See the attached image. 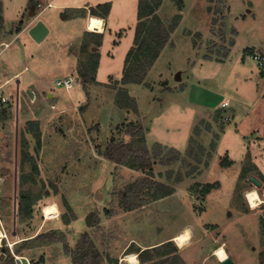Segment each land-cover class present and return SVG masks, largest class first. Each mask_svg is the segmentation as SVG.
Here are the masks:
<instances>
[{"label": "rangeland", "instance_id": "374dc122", "mask_svg": "<svg viewBox=\"0 0 264 264\" xmlns=\"http://www.w3.org/2000/svg\"><path fill=\"white\" fill-rule=\"evenodd\" d=\"M2 1L13 37L34 22L32 10L46 9L50 34L38 44L25 33L0 48V70L9 64L0 84L28 67L0 91V264L11 257L74 264L86 235L102 264H128L127 254L173 241L184 228L191 241L185 248L173 241L178 264H221L220 246L232 264H260L264 204L253 208L246 193L257 189L252 178L264 193V67L250 59L264 55V0H53L50 8L52 0ZM63 5L107 17L101 46L87 29L90 16ZM154 5L148 29L152 16L139 15ZM177 22L148 74L125 84L126 68L139 67L135 57L157 51V36ZM139 30L141 40L157 35L156 45L136 43ZM69 77L78 84L60 89L57 81ZM128 99L136 104L130 112L120 108ZM131 122L146 129L153 153L161 151L149 174L103 156L113 137L130 140L118 125ZM145 177L158 186L141 199L156 187L161 198L128 211L119 194ZM206 185H213L208 194ZM24 197L35 199L29 217L19 209ZM48 204L60 210L49 221ZM91 214L100 218L94 227Z\"/></svg>", "mask_w": 264, "mask_h": 264}, {"label": "trees", "instance_id": "16d2710c", "mask_svg": "<svg viewBox=\"0 0 264 264\" xmlns=\"http://www.w3.org/2000/svg\"><path fill=\"white\" fill-rule=\"evenodd\" d=\"M158 6L154 5L153 8H151L150 12L146 15H143L140 12L139 19L144 20L147 17L152 16V19L149 21V27L155 23V17H156V10ZM156 9V10H155ZM94 11V10H93ZM91 11L92 17H98L97 13L95 11ZM108 11V10H107ZM3 4L0 1V33L3 30ZM142 23H140L141 27ZM164 23H161L160 26H163ZM178 25V22L175 23L170 27L169 30H165L164 26L163 29L166 31L163 35H155L154 33L150 35L149 38H143L141 40L142 33L141 28L138 31V41H140L139 44H146V45H157L156 48L157 51L150 54H144L143 59H139L135 57V60L139 62V67L136 69H130L128 72V67L126 68L125 74H124V83L125 84H139L141 82L140 79H137V72H143L141 76H146L148 74V70L151 69V66L154 64L156 59L159 57L163 49L166 47V45L169 43L171 35L175 31L176 27ZM92 34H96L91 32ZM99 39L96 42V46L102 45V39L103 34H96ZM157 36V39H156ZM146 47H144L145 50ZM140 49V47H139ZM150 57L148 58V56ZM132 105H136L134 101H131L128 99L125 104L122 103V107H120L123 110H126L130 112L132 110ZM119 130H123V132L130 136V140H120L116 137H113L109 143L105 146V149L103 151V156L105 159H107L110 162H113L120 166H129L130 168L142 171L143 173L151 172V169L154 164V160L159 158L161 155V151L158 149L155 151V153L152 152V150L148 147V144L145 140V134L146 129L141 125L137 123H129L124 124L121 123L118 125ZM149 174V173H148ZM153 185L158 186V183L155 182L153 179L149 177H145L141 180L135 181L133 184H130L126 186L125 191H122L119 195L123 202H125V207L128 209V211H134L138 209L139 207H142L146 203H150L151 200H157L161 197L157 196L159 193V190L156 187V192L153 193L152 196H150V200L141 199V196L143 192L148 190V188L152 187ZM154 186V187H155ZM213 189V185H206L205 190L203 191L204 194H208ZM144 200V201H143ZM35 205V199L31 200V198L24 197V201L19 204L20 212L23 211L26 215V217H29L33 211V207ZM87 224L90 227H94L100 223V218L95 215L91 214L87 218ZM51 242L56 241L55 236L50 237ZM178 248L175 246L173 241H168L163 243L162 245H158L152 248H146L144 250H138V258H139V264H178L179 260L181 259L178 253ZM67 252L69 255H72V252L70 251L69 247L67 246ZM79 256L83 257V263L84 264H102L103 262V255L98 251V249L95 246V243L89 239H87V235L84 237V240H81L77 245L76 255H74L73 263L78 264L77 261L79 259ZM260 264H264V252H261L260 254ZM5 264H16L13 257L8 259Z\"/></svg>", "mask_w": 264, "mask_h": 264}, {"label": "bare ground", "instance_id": "6f19581e", "mask_svg": "<svg viewBox=\"0 0 264 264\" xmlns=\"http://www.w3.org/2000/svg\"><path fill=\"white\" fill-rule=\"evenodd\" d=\"M89 21L88 30L95 33H104V20L96 17H91ZM246 198L250 206L253 208L264 204V193L260 194L257 189H252L246 193ZM60 213V210L56 204H48L43 207V214L46 220H52ZM6 238L5 233L0 234V247H2L3 239ZM173 241L181 248H185L189 245L191 241V230L189 228H184L179 234L174 236ZM214 255L217 259L222 262L229 258L226 249L223 246L218 247ZM19 258V257H17ZM21 259V258H20ZM27 259V258H26ZM128 264H139V258L137 253L127 254L123 259ZM29 262V260H28ZM30 264V262H29Z\"/></svg>", "mask_w": 264, "mask_h": 264}, {"label": "crops", "instance_id": "0c3cea01", "mask_svg": "<svg viewBox=\"0 0 264 264\" xmlns=\"http://www.w3.org/2000/svg\"><path fill=\"white\" fill-rule=\"evenodd\" d=\"M1 2H2V4H3V18H4V21H5V17H4V14L6 13V6L4 5V2L2 1V0H0ZM42 3V2H41ZM48 5H51L50 7H53V0H52V2H50V3H48ZM5 6V7H4ZM42 6H44L43 4H42ZM49 7V8H50ZM81 7V8H80ZM85 7V8H84ZM48 8V7H47ZM60 8L61 9H63V8H69L70 10H83V13H82V17L84 18H88L89 16V18H91L92 16L91 15H88V13H89V11L87 10V8H86V5H63V6H60ZM46 10V9H45ZM45 10L44 11H40L39 13H37L36 11H34V10H32L31 12H30V16H33L32 14H33V12L35 13V17H36V19H34V22H31V24L30 23H26L24 26H22L21 28H19V30H18V32H16L15 33V36L13 37V34H10L9 33V30L7 29V26H6V24H4L5 26L3 27V30H2V32L0 33V48L1 47H4V49H7V48H10L11 47V45L14 43V41H15V38L17 37V36H19V35H22V34H27L31 39H32V37L29 35V29L32 27V26H34L36 23H37V21H39V20H41L42 18V15L45 13ZM94 9H92V11H93ZM88 11V12H87ZM94 12V11H93ZM95 13H97V16L98 17H96V18H100V19H103L104 20V33H99V34H103V36H105L106 35V32H107V17H105V16H102V15H100L99 14V12H96L95 11ZM20 16L21 15H19V17L17 18V19H14L13 20V22H14V24L15 23H18V22H20V21H23V17H21L20 18ZM88 21H89V19H88ZM88 25V24H87ZM18 27H19V25H18ZM88 29V28H87ZM50 34V33H49ZM33 40V39H32ZM34 41V40H33ZM35 42V41H34ZM37 43V42H36ZM38 44H41V43H38ZM6 66H9V64H6ZM6 66H4L3 68H1V70H0V77L1 76H3V75H5V74H7L8 72H7V67ZM28 69V67H26L24 70H22V71H20V72H15V73H13L12 75H9L8 77H6L5 79H4V81L0 84V91L2 90V89H4L6 86H8V85H10L13 81H15V80H17L18 78H20V76H21V74L23 73V71H26ZM19 82H20V80H19ZM35 94V97H36V93H34ZM4 98H8V96L6 95ZM136 253V252H135ZM138 255V254H137Z\"/></svg>", "mask_w": 264, "mask_h": 264}, {"label": "water", "instance_id": "95a60500", "mask_svg": "<svg viewBox=\"0 0 264 264\" xmlns=\"http://www.w3.org/2000/svg\"><path fill=\"white\" fill-rule=\"evenodd\" d=\"M33 17H35V13L33 12ZM29 35L32 37V39L37 42V43H42L46 37L49 35L50 33V29L47 27V25L43 22V20H39L37 21V23L32 26L29 29ZM30 92V96L31 99H34L35 94L33 91H29ZM252 182L254 183V186L257 189H260L262 187V184L255 178L251 179ZM232 259L228 258L225 261H222L221 264H232ZM16 264H29L28 259H26L25 257L20 258H16Z\"/></svg>", "mask_w": 264, "mask_h": 264}, {"label": "built area", "instance_id": "2783aa9c", "mask_svg": "<svg viewBox=\"0 0 264 264\" xmlns=\"http://www.w3.org/2000/svg\"><path fill=\"white\" fill-rule=\"evenodd\" d=\"M39 7H42L41 4L38 5ZM49 7L51 5H48ZM91 19L89 18V21ZM88 21V24H89ZM87 28H89V26L87 25ZM250 59L257 62V64L260 67H264V55L258 54V53H253L250 55ZM78 84V82L76 81L75 78L73 77H69V78H65V79H61L57 81V85L59 86L60 89H64L66 91H71L75 88V86ZM4 101H6V99L3 98ZM252 208V207H251Z\"/></svg>", "mask_w": 264, "mask_h": 264}]
</instances>
